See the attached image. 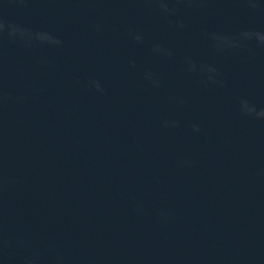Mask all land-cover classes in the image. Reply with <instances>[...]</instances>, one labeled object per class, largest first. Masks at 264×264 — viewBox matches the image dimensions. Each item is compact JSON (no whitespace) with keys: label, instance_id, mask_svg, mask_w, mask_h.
I'll return each instance as SVG.
<instances>
[{"label":"water","instance_id":"1","mask_svg":"<svg viewBox=\"0 0 264 264\" xmlns=\"http://www.w3.org/2000/svg\"><path fill=\"white\" fill-rule=\"evenodd\" d=\"M0 264H264V0H0Z\"/></svg>","mask_w":264,"mask_h":264}]
</instances>
